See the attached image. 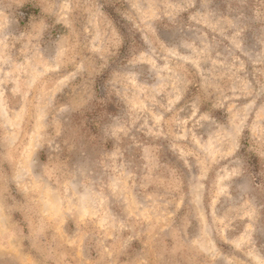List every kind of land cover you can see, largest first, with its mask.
<instances>
[{"label": "rangeland", "instance_id": "rangeland-1", "mask_svg": "<svg viewBox=\"0 0 264 264\" xmlns=\"http://www.w3.org/2000/svg\"><path fill=\"white\" fill-rule=\"evenodd\" d=\"M0 264H264V0H0Z\"/></svg>", "mask_w": 264, "mask_h": 264}]
</instances>
